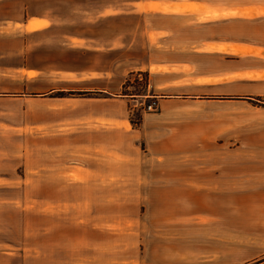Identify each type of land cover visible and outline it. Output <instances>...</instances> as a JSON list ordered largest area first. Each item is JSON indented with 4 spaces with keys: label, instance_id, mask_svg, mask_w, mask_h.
<instances>
[{
    "label": "rangeland",
    "instance_id": "374dc122",
    "mask_svg": "<svg viewBox=\"0 0 264 264\" xmlns=\"http://www.w3.org/2000/svg\"><path fill=\"white\" fill-rule=\"evenodd\" d=\"M21 1L0 0V54L8 53L3 39L11 36H6L10 32L4 27H11L10 19L20 11ZM210 5L203 17H195L196 43L202 37L223 40L230 53L257 46L253 50L264 54V0H210ZM209 17L208 27H197L198 20ZM230 57L228 62L235 64ZM5 61L10 62V56ZM2 62L0 57V66ZM9 84L0 81V264H21V257L10 256L11 251L31 252L41 245L45 220L92 217L120 222L111 228L116 235L131 236L126 245L139 237L143 263L264 264V189L257 188L256 182L253 186L249 175L237 184L233 163L227 165L226 195L220 194L218 185L219 157L231 162L239 151L250 161L252 142L264 141L260 108L264 97L197 104L191 101L204 98L158 93L148 73L131 75L118 98L127 102L132 128H140L144 118L150 117L147 128L172 137L174 153L171 160L163 156L153 162L147 158L145 143L137 142L133 159H142L141 171L121 165L114 178L106 180L91 179V172L81 166L80 160L89 157L83 148L59 145L58 133L53 132L59 128L60 117L26 114V102L5 91ZM194 85L193 94L202 91L197 82ZM58 92L48 96H106L88 92L57 96ZM188 113L195 119L187 121ZM43 121L51 122V134L43 130ZM191 126L195 137L203 129L210 130L208 140H188ZM44 132L52 138L51 147L44 146ZM161 148L168 149L166 143ZM192 157L196 159L194 175L203 185L188 183Z\"/></svg>",
    "mask_w": 264,
    "mask_h": 264
},
{
    "label": "crops",
    "instance_id": "0c3cea01",
    "mask_svg": "<svg viewBox=\"0 0 264 264\" xmlns=\"http://www.w3.org/2000/svg\"><path fill=\"white\" fill-rule=\"evenodd\" d=\"M20 3L23 6L11 17V27H4L10 32L6 36L11 38L3 39V49L8 53L0 54L3 58L0 81L10 83V89L5 91L26 102V114L60 117L59 128L53 133H58L59 145L83 148L89 154L79 163L91 172V179H112L121 165L141 171L142 159H133L138 154L137 142L145 143L147 158L153 162L173 156L172 137H164L162 130L147 128L150 117L144 118L140 128H132L127 102L118 97L133 74L148 73L151 86L158 93L162 90L174 98L190 93L187 97L204 98L191 101L197 104L237 103L243 102L240 98L264 97V54L253 50L257 46L230 53L227 41L203 37L197 43L194 41L195 17H203L205 7L211 10L210 0H23ZM198 21L197 27H208L210 17ZM227 53L234 55L230 57ZM6 56H10V62L5 61ZM227 57L234 58L235 64L231 65ZM195 82L202 91L193 94ZM55 91L106 96H48ZM260 108L264 110V106ZM194 116L188 113L187 121L195 119ZM51 127V122L43 121L44 131L51 134ZM190 131L188 140L194 142L196 137L198 141L208 140L210 130L203 129L196 137L193 126ZM47 132H44V146L51 147L52 138L46 136ZM165 143L168 149L161 148ZM249 148L250 161L239 155V151L231 162L226 156L218 158L221 195H226L228 163L234 165L237 184L249 175L253 186L256 182L257 188L264 189V141L252 142ZM191 160L188 183L203 185L204 181L201 184L194 175L195 157ZM118 224L93 217L45 220L41 245H35L31 252L9 254L19 255L21 264H132L133 261L147 264L138 252L140 238L131 246L126 245L125 240L131 241V236L116 235L111 228Z\"/></svg>",
    "mask_w": 264,
    "mask_h": 264
},
{
    "label": "trees",
    "instance_id": "16d2710c",
    "mask_svg": "<svg viewBox=\"0 0 264 264\" xmlns=\"http://www.w3.org/2000/svg\"><path fill=\"white\" fill-rule=\"evenodd\" d=\"M124 88H125V84H124ZM65 94H66L65 92H60V91H59V92L57 93V96H65ZM68 94H74V93H73V92H69Z\"/></svg>",
    "mask_w": 264,
    "mask_h": 264
},
{
    "label": "built area",
    "instance_id": "2783aa9c",
    "mask_svg": "<svg viewBox=\"0 0 264 264\" xmlns=\"http://www.w3.org/2000/svg\"><path fill=\"white\" fill-rule=\"evenodd\" d=\"M148 108H149V110H151V109H152V105H149V107H148Z\"/></svg>",
    "mask_w": 264,
    "mask_h": 264
}]
</instances>
